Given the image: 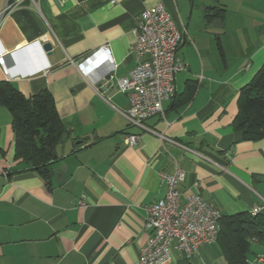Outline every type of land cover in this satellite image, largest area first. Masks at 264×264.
I'll return each mask as SVG.
<instances>
[{
	"label": "crops",
	"instance_id": "crops-1",
	"mask_svg": "<svg viewBox=\"0 0 264 264\" xmlns=\"http://www.w3.org/2000/svg\"><path fill=\"white\" fill-rule=\"evenodd\" d=\"M158 3L182 33L177 55L186 66L175 94L187 81L195 90L181 107L164 101L163 116L145 125L199 155L121 114L128 100L115 82L135 65L136 18ZM206 6L223 8V19L205 24ZM102 46L107 59L82 74L78 63ZM0 55V81L27 98L47 89L76 139L56 146L46 184L14 159L11 115L0 106V264H133L150 234L144 206L163 198L159 173L176 165L185 172L181 199L199 193L221 214L254 206L264 214V138L245 141L231 126L240 88L264 63V0H0ZM126 133H140L139 142L123 144ZM248 261L264 264L262 244L252 243ZM164 264L227 262L214 244L190 260L172 251Z\"/></svg>",
	"mask_w": 264,
	"mask_h": 264
},
{
	"label": "built area",
	"instance_id": "built-area-1",
	"mask_svg": "<svg viewBox=\"0 0 264 264\" xmlns=\"http://www.w3.org/2000/svg\"><path fill=\"white\" fill-rule=\"evenodd\" d=\"M133 33L135 39L130 52L135 56V65L126 76L115 82L117 91L125 93L128 100V107L121 114L130 126L155 135L161 142L166 141L197 154L186 145L145 125L150 117L163 116V102L176 93L175 75L185 70V63L177 55L182 41L181 31L164 5L158 3L139 13ZM107 56L108 49L102 46L78 63L77 68L87 75L92 61L101 63ZM0 65H3L2 55ZM110 66L114 68L115 64L111 62ZM140 137V133H126L122 142L133 146ZM159 177L166 186V192L163 198L144 206V227L150 230V234L133 264H164L171 258L172 251L190 260L202 246L216 243L217 235H213L211 230V219L219 220V209L199 193L190 192L181 199L179 184L184 181L185 172L177 165L173 172H161ZM261 201L264 206V199ZM79 204L83 205V202ZM260 208L254 206L251 210L260 211Z\"/></svg>",
	"mask_w": 264,
	"mask_h": 264
},
{
	"label": "trees",
	"instance_id": "trees-1",
	"mask_svg": "<svg viewBox=\"0 0 264 264\" xmlns=\"http://www.w3.org/2000/svg\"><path fill=\"white\" fill-rule=\"evenodd\" d=\"M224 9L206 6L203 21L223 19ZM195 83L187 81L184 90L174 95L172 107L186 104L193 96ZM0 106L11 115L14 134V159L30 166L46 184L51 177V164L58 159L56 146L67 139L76 140L62 121L52 95L42 89L33 96L25 97L11 82L0 81ZM232 129L240 131L245 141L264 138V63L252 79L240 88L237 113ZM216 245L227 264H249L248 256L253 242L264 246V214L241 211L221 214Z\"/></svg>",
	"mask_w": 264,
	"mask_h": 264
},
{
	"label": "bare ground",
	"instance_id": "bare-ground-1",
	"mask_svg": "<svg viewBox=\"0 0 264 264\" xmlns=\"http://www.w3.org/2000/svg\"><path fill=\"white\" fill-rule=\"evenodd\" d=\"M258 210H252V213H257ZM211 230L213 231V235H217L219 231L218 219H211Z\"/></svg>",
	"mask_w": 264,
	"mask_h": 264
},
{
	"label": "water",
	"instance_id": "water-1",
	"mask_svg": "<svg viewBox=\"0 0 264 264\" xmlns=\"http://www.w3.org/2000/svg\"><path fill=\"white\" fill-rule=\"evenodd\" d=\"M43 48H44V50H46V51H50L51 49H52V44H51V42H46V43H44L43 44ZM110 78H111V74L109 73V72H107L105 75H104V79H106V80H110ZM100 86V84H98L97 85V87H99ZM56 156V155H55Z\"/></svg>",
	"mask_w": 264,
	"mask_h": 264
}]
</instances>
